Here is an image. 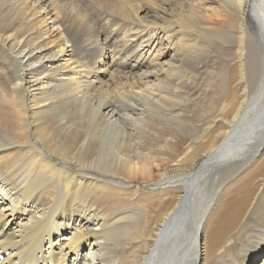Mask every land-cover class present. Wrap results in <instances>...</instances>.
<instances>
[{"label": "bare ground", "instance_id": "6f19581e", "mask_svg": "<svg viewBox=\"0 0 264 264\" xmlns=\"http://www.w3.org/2000/svg\"><path fill=\"white\" fill-rule=\"evenodd\" d=\"M254 263L264 0H0V264Z\"/></svg>", "mask_w": 264, "mask_h": 264}, {"label": "rangeland", "instance_id": "374dc122", "mask_svg": "<svg viewBox=\"0 0 264 264\" xmlns=\"http://www.w3.org/2000/svg\"><path fill=\"white\" fill-rule=\"evenodd\" d=\"M125 29H127V28H131L129 25L127 26H123ZM122 28V27H121ZM125 29H123V30H125ZM122 30V31H123ZM147 32L148 30H144L143 31V33L144 32ZM145 32V34L146 35H148V33H149V31L146 33ZM149 35H150V33H149ZM152 35V34H151ZM146 38V37H145ZM144 44V43H143ZM144 46L143 45H141V47H140V49L141 48H143ZM153 47H154V45L153 46H151V47H144L143 49H142V51L144 52V54H145V57H147V58H150V59H154V57L157 55V52H155L154 50H153ZM208 72H214L212 69H209L208 70ZM215 73H213V75H214ZM209 76V74H207V77ZM212 76V75H211ZM201 78H203V76L202 77H200V79ZM201 81H202V79H201ZM205 86V85H204ZM170 162H166V164L167 165H160V167H162V169L166 172V173H164V174H166L167 176H172V175H174L173 174V172L176 170V169H178V168H181L182 167V161L180 160V159H176V161H172V163H170ZM155 170V172H156V169H154ZM157 177H158V174H156V173H153V175L151 176V177H149V178H147V182H152V181H155L156 179H157ZM256 263V262H255ZM254 263V264H255Z\"/></svg>", "mask_w": 264, "mask_h": 264}]
</instances>
